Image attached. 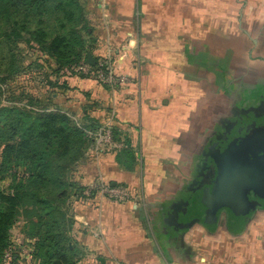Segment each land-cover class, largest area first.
Here are the masks:
<instances>
[{"label":"crops","instance_id":"1","mask_svg":"<svg viewBox=\"0 0 264 264\" xmlns=\"http://www.w3.org/2000/svg\"><path fill=\"white\" fill-rule=\"evenodd\" d=\"M83 1L92 29L86 55L108 58L122 80L112 89L67 78L63 101L53 95L54 103L108 129L113 143L133 149L136 165L132 171L121 167L122 148L95 159L94 142L73 176L84 188L108 183L137 200H72L73 237L81 247L76 264H264L251 223L242 234L170 224L210 135L204 130H216V114L232 107L216 105V75L227 100L264 87V0ZM231 50L240 53L234 63L245 64L237 96L224 89Z\"/></svg>","mask_w":264,"mask_h":264},{"label":"trees","instance_id":"2","mask_svg":"<svg viewBox=\"0 0 264 264\" xmlns=\"http://www.w3.org/2000/svg\"><path fill=\"white\" fill-rule=\"evenodd\" d=\"M91 32L81 0H0V262L13 245L30 249L29 258L16 252L9 264H76L81 258L71 204L84 187L73 173L100 127L57 107L53 95L68 89L67 78H91L67 76L64 69L82 64L97 72V63H85ZM24 78L45 93L14 89ZM118 160L127 171L135 168L129 146ZM18 218L26 231L15 242ZM194 223L212 229L211 222ZM226 228L238 233L244 226Z\"/></svg>","mask_w":264,"mask_h":264},{"label":"water","instance_id":"3","mask_svg":"<svg viewBox=\"0 0 264 264\" xmlns=\"http://www.w3.org/2000/svg\"><path fill=\"white\" fill-rule=\"evenodd\" d=\"M85 63L95 64L89 53ZM258 108L246 110L245 121L231 124L200 152L192 181L172 209L176 226L208 225L222 209L242 226L250 213L247 193L264 197V122Z\"/></svg>","mask_w":264,"mask_h":264},{"label":"rangeland","instance_id":"4","mask_svg":"<svg viewBox=\"0 0 264 264\" xmlns=\"http://www.w3.org/2000/svg\"><path fill=\"white\" fill-rule=\"evenodd\" d=\"M83 3H85L83 0H81ZM217 36H219V35H217ZM231 38H233V39H231V41L233 40V41H237V39H236V37L234 36V34L232 35L231 34ZM228 39H229V37H227L226 38V41H228ZM249 41V40H248ZM233 46V45H232ZM24 46L22 45L21 46V48H23ZM217 52V51H216ZM246 52V51H245ZM244 52V53H245ZM259 53H261V54H263V52H261V51H258ZM239 52H237V50L236 51H232L231 50V56H230V58H231V61L229 60H226V70H225V72L228 74V78H227V81L225 82V88L224 89H229L230 91H229V94H235L236 96H237V94H238V92H239V90L240 89H237L238 87L240 88V87H242V84H243V78H241V75L244 77V75L245 74H243V67H245L244 65H243V67L240 65V62H238V63H234L235 62V59L233 58L234 56H236V54H238ZM233 54V55H232ZM240 54V53H239ZM219 57H221L220 55H219ZM217 61H219L218 59H216L215 61H214V63H216ZM229 63H232L233 64V66H231V68H230V65L231 64H229ZM253 64V63H252ZM255 63L253 64V67H255ZM221 68L220 67H218L217 68V73H221ZM231 70V71H230ZM230 75V76H229ZM1 77V76H0ZM63 79H64V77H63ZM220 79L218 78V75H216V82H215V86H216V95L218 96V97H216L215 98V102H216V105H218V107H223V106H227L228 104H229V106H230V104H231V106L232 107H236V108H238V109H240V107L241 106H248L249 104L251 105V104H255L256 102H257V99L255 98V95H259V93H260V91L259 90H256L254 93H252V92H246L245 90H242V92H239V94H242V95H240V96H242V97H240L239 99H236V101H235V98H233L232 97V99H225L222 95H221V91H219V85H220V81H219ZM219 86V87H218ZM24 88V89H27V90H30V92H32V93H34V94H36V95H38V94H43V93H45V91L44 90H42V89H37L36 87L37 86H34L31 82L29 83V81H27L26 80V78H24V79H22L21 81H20V83L18 84V85H14V89L15 88ZM263 89V88H262ZM55 92V94L54 95H56V99L57 100H61V102L63 101V98L65 97H62V95H61V91H54ZM68 95V94H67ZM1 100H2V98H1ZM239 101V102H238ZM236 102V103H235ZM58 103V102H57ZM244 104V105H243ZM23 105H24V103H23ZM1 106H3V102L1 103V105H0V107ZM56 106L57 107H60V105L59 104H56ZM61 108V107H60ZM61 109H63V110H65V108H61ZM229 109H230V107H229ZM229 109H226V110H229ZM237 109V110H238ZM224 114H220L219 115V117L217 118L218 119V121H216V130L214 129H211V130H204V133L203 134H209L210 133V135L208 136V137H205L206 138V142H205V144L202 146V148H201V151L203 150V148L206 146V144L210 141V139L213 137V135L215 134V135H218V134H220L222 131H223V126H224V124H226V123H224V121L226 120V119H228V117H226V116H223ZM200 118H201V122L204 124L203 126L205 127V129L207 128L206 126H207V116L204 114V115H201L200 116ZM234 118V117H233ZM77 119V118H76ZM233 120V119H232ZM232 120H229V121H232ZM222 121H223V123H222ZM2 123H0V128L2 127V125H1ZM211 131V132H210ZM1 132V131H0ZM124 150V148H122L121 150H120V152H122ZM76 168V167H75ZM74 175V174H73ZM1 185H3V182L1 183ZM140 205H141V203H140ZM142 205H144V204H142ZM71 206H72V204H71ZM147 207V206H146ZM144 208V207H143ZM142 208V209H143ZM148 208V207H147ZM145 209V208H144ZM148 210H149V214L148 215H146V214H144L145 215V218L149 221V220H151V218H152V216H151V214H150V209L148 208ZM147 213V212H146ZM257 220L259 221H257L256 223L255 222H253V220L251 221V224H252V226H250V227H252V229H253V235H254V238H256L257 240H258V242L259 243H261V245L264 247V225L262 226V224H261V222L260 221H263L264 222V218L260 215V216H258V218H257ZM253 222V223H252ZM256 224V225H255ZM217 227H225L226 228V225H224V223H223V220L221 219V220H219V222L217 223V222H214V223H212V230L213 229H215V228H217ZM248 227V226H247ZM246 228H243V231L245 230ZM228 231L227 232H231L230 231V229H227ZM25 231H26V227H25V223H24V220L22 219V218H18V220H17V222L15 223V225L13 226V229H12V231H11V233H12V237L14 238V241L15 242H17L18 240H21V238L22 237H24L25 235H24V233H25ZM245 232H247V233H249L250 234V229L248 228V230L247 231H245ZM241 234L242 233H244V232H240ZM256 235V236H255ZM263 241V242H262ZM24 262V261H23ZM0 264H3V258H2V261L0 262Z\"/></svg>","mask_w":264,"mask_h":264},{"label":"built area","instance_id":"5","mask_svg":"<svg viewBox=\"0 0 264 264\" xmlns=\"http://www.w3.org/2000/svg\"><path fill=\"white\" fill-rule=\"evenodd\" d=\"M95 63H97L98 70L95 73H92L88 66L86 65H73L67 69H64L65 75L69 76L73 73H80L86 77H91L89 79L99 86L115 88L119 83H121L122 78L116 76L110 60L108 58H98ZM95 137V147L93 148L94 152L93 157L96 159L98 155L106 151L107 149L119 150L122 148L121 144L113 143L110 137L108 129L101 127L94 135ZM107 198L114 201L128 202L136 201L137 199L132 195L130 190L123 187H114L108 183H91L81 192V199L87 200L92 198ZM21 246V245H20ZM16 252L19 253V257L29 258L30 249L21 246L18 251L13 245L8 248L3 254V264H9L13 254ZM96 264V263H94Z\"/></svg>","mask_w":264,"mask_h":264},{"label":"flooded vegetation","instance_id":"6","mask_svg":"<svg viewBox=\"0 0 264 264\" xmlns=\"http://www.w3.org/2000/svg\"><path fill=\"white\" fill-rule=\"evenodd\" d=\"M263 89H264V87H263ZM260 103H263V104H260ZM251 108H258L259 109V111L257 113H259L262 116L261 122H264V90H261L259 95L257 94V102L255 104H251V105L249 104L248 106H241L240 109L236 108L235 106L230 107V109L225 112L226 117H228V119H226L224 121V123H226V124H224L223 131L221 133L224 132V129L229 128L230 125L233 124L234 122L245 121L246 116H247L246 110L251 109ZM229 120H232V121H229ZM222 123H223V121H222ZM215 134L213 135L212 138L217 136ZM263 195H264V193H263ZM247 199L250 202V210H249L250 213L248 214V217L245 219V221L242 223L244 228H246L248 226V224L251 223L252 220L254 222H257L258 216L261 215L262 217H264V197H261V195H259V194L253 193V191H249L247 193ZM221 219L223 220L224 225H227V224L236 225L237 224L234 222L235 221L234 219H232L228 216L226 209H222L217 214L215 222L218 223L219 220H221ZM170 224L175 225V218L174 217L170 220Z\"/></svg>","mask_w":264,"mask_h":264}]
</instances>
